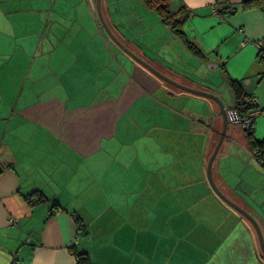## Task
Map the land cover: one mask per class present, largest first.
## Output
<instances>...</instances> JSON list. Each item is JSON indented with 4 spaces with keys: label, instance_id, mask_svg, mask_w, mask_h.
<instances>
[{
    "label": "crops",
    "instance_id": "0c3cea01",
    "mask_svg": "<svg viewBox=\"0 0 264 264\" xmlns=\"http://www.w3.org/2000/svg\"><path fill=\"white\" fill-rule=\"evenodd\" d=\"M92 1L0 0V264H75L72 247L93 264H263L253 228L206 178L218 107L123 55ZM161 1L182 18L180 36L142 6L188 57L255 98L252 137L264 142V61L254 46L264 42V0ZM133 7L101 0L112 34L174 81L216 94L191 78L174 45L152 51L147 32L123 30L139 23ZM212 179L264 238V165L240 123L227 125ZM32 193L43 202L28 204Z\"/></svg>",
    "mask_w": 264,
    "mask_h": 264
},
{
    "label": "water",
    "instance_id": "95a60500",
    "mask_svg": "<svg viewBox=\"0 0 264 264\" xmlns=\"http://www.w3.org/2000/svg\"><path fill=\"white\" fill-rule=\"evenodd\" d=\"M95 13H96V18L97 21L101 27V29L104 31L106 36L108 37L109 41L111 44L114 45L123 55L126 57L130 58L132 61H134L137 65L145 69L148 73H150L153 77L161 81L162 83L168 85V87L173 88L175 90L207 99L209 101H212L219 110V114L221 116V130L219 132V136L217 139V142L213 148V151L211 155L209 156L207 160V165H206V178L208 181V184L210 186V189L212 192L215 194V196L222 202L224 203L228 208H230L232 211H234L236 214H238L240 217L245 219L253 228L256 238L258 241V246H259V251H260V259H264V238L262 235V232L260 230V227L258 224L255 222V220L242 208L234 204L232 201H230L228 198H226L216 187L214 184V181L212 179V164L214 162V159L216 155L219 152V149L221 147V144L224 140L225 134H226V128L229 123H237V118H236V113L234 110H228V107L220 100V98L208 91H202V90H196L192 89L186 86H183L172 79L168 78L164 74L160 73L156 69H154L150 64H148L146 61L142 60L141 58L137 57L134 55L131 51H129L109 30L108 26L106 25L103 16H102V11H101V0H95Z\"/></svg>",
    "mask_w": 264,
    "mask_h": 264
},
{
    "label": "rangeland",
    "instance_id": "374dc122",
    "mask_svg": "<svg viewBox=\"0 0 264 264\" xmlns=\"http://www.w3.org/2000/svg\"><path fill=\"white\" fill-rule=\"evenodd\" d=\"M124 1L127 4L132 3V5L134 6L132 8V11L136 12V8H137V11L139 12V14L135 13V15L133 16V17L139 16V19H138L139 23H133V22H131V23L129 22L128 24L125 23L126 25H124V27H123V30L125 32L128 33L130 31L132 34H135V33L139 34L141 31H143L145 33L147 32L146 35L144 34L145 35L144 39L146 42L149 41L151 43L150 49L152 51L157 50L159 45L162 43H168L170 45H174L173 48L176 47V50L179 51V57L181 58V60H183V61H185L188 64H191L193 66L195 73H193L192 67L189 70H186L190 74L191 78H193V80L196 82L200 81L204 85L206 84L209 87H213L217 96L220 98V100L226 106H229L231 104L232 95H231V92L229 91V88L227 86V81L223 77L219 68L213 66V70H210L211 65H209V63L202 64L200 62H197L192 57H190V56L188 57V55L185 54L186 52L183 49V47L178 46V44H177L178 41L176 39L172 38V36L170 34H168V32L166 31V29L164 27L159 25L156 15L154 13L146 11L143 8L142 2H140L139 0H124ZM118 4H119V6H121V4H124V3L118 2ZM92 8H93V12L96 16L95 1L94 2L92 1ZM154 64H156V63H154ZM161 72H163V71H161ZM163 73H164V75L166 74L165 76L170 78L167 73H165V72H163ZM175 82H177V81H175ZM177 83L183 85V84H186L187 82L178 80ZM183 86H185V85H183ZM171 89H173V88H171ZM173 90L175 91V89H173Z\"/></svg>",
    "mask_w": 264,
    "mask_h": 264
},
{
    "label": "trees",
    "instance_id": "16d2710c",
    "mask_svg": "<svg viewBox=\"0 0 264 264\" xmlns=\"http://www.w3.org/2000/svg\"><path fill=\"white\" fill-rule=\"evenodd\" d=\"M142 2V4L147 7L150 10H154L157 15L160 18V21L170 27L171 31L180 36V33L178 31V25L181 22V17L176 18V15L170 14L166 10V6L163 4L161 0H139ZM260 0H248L245 3H243V8H249L251 5H258ZM192 53L194 54H199L198 51L192 46L188 45ZM229 88L233 94L234 97V103H235V113L237 118H240L243 114H245L248 111V100L246 101L243 97V92L240 88V86L234 82L229 80L228 81ZM252 126V124H251ZM246 133V138L248 140L249 144V149L251 152H253L256 157L263 163L264 165V142H258L252 137V132H251V127L248 130H244ZM26 201L28 204L33 205L38 202H43L42 198L38 193H32L30 195L26 196ZM58 207V204L54 203L52 207L49 210L48 216L52 215L54 210H56ZM76 225H77V230L80 232L82 235H86V229L80 222V220L76 217L74 219ZM70 252L74 257L75 264H93L88 256V254L84 252H79L76 251L74 247L70 248ZM261 262L264 264V259H260Z\"/></svg>",
    "mask_w": 264,
    "mask_h": 264
},
{
    "label": "built area",
    "instance_id": "2783aa9c",
    "mask_svg": "<svg viewBox=\"0 0 264 264\" xmlns=\"http://www.w3.org/2000/svg\"><path fill=\"white\" fill-rule=\"evenodd\" d=\"M244 42L243 44H245ZM254 46L257 49L258 58L264 61V42L257 41L254 43ZM248 102V111L243 114L240 118H237V123H240L243 130H248L251 127L253 119L260 114V111L256 109V100L254 97L249 98Z\"/></svg>",
    "mask_w": 264,
    "mask_h": 264
}]
</instances>
